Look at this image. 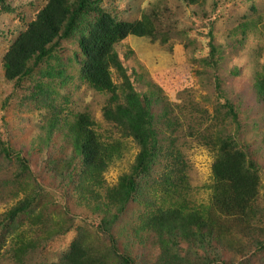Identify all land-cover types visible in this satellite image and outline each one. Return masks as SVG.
Segmentation results:
<instances>
[{"label":"rangeland","instance_id":"1","mask_svg":"<svg viewBox=\"0 0 264 264\" xmlns=\"http://www.w3.org/2000/svg\"><path fill=\"white\" fill-rule=\"evenodd\" d=\"M217 1L214 8L213 0L193 4L101 0L102 7L118 19L148 16L165 32L164 40L162 36L155 40L128 36L124 47H119L123 50H118L129 82L152 96L161 144L173 152L142 180L144 194L126 205L110 231L117 250L128 254L132 264H161V236L148 223L155 209L180 206L206 214L214 183L212 165L220 138L227 135L235 136L238 145L244 144L240 148L257 164L260 183L256 211L248 221L221 218L229 226L225 236L233 246L221 250L220 257L227 264H264V103L255 84L264 76V0ZM45 2L4 0L0 5V264H55L76 239L91 253L120 264L99 222L114 212V207L104 212L105 190L117 187L139 146L103 117L110 93L93 89L79 76L82 54L77 39L62 40L19 84L4 76V54ZM244 20L252 23L242 36L234 28ZM124 50L130 54L122 58ZM111 72L123 101L129 89L125 78L115 66ZM221 93L235 106L238 130L222 107ZM77 113L94 121L102 140L120 145L101 183L88 185L97 193L93 195L80 187L77 177L82 166L66 136ZM53 119L57 127L47 135ZM3 145L9 155L4 154ZM16 153L27 159L26 170ZM168 173L179 182L178 189L169 193L162 183ZM153 186H159L157 192ZM35 193L37 199L27 212L7 216L14 205ZM185 241H180L181 255L199 256ZM216 260L214 264H220L219 257Z\"/></svg>","mask_w":264,"mask_h":264},{"label":"trees","instance_id":"2","mask_svg":"<svg viewBox=\"0 0 264 264\" xmlns=\"http://www.w3.org/2000/svg\"><path fill=\"white\" fill-rule=\"evenodd\" d=\"M3 2L4 0H0V5ZM184 2L193 4L198 0ZM217 2L213 0L214 8ZM156 14L158 16L157 12ZM250 23L252 22L240 21L234 30L244 36ZM161 32L163 31L148 16L135 20L118 19L102 7L101 0H46L3 57L5 78L19 84L57 48L62 40L76 38L82 54L79 76L93 89L110 93L102 108L103 117L125 131L139 146L130 170L120 176L117 187L105 190L104 212L108 213L110 207H114V212L107 217L103 216L99 222V228L108 234L114 255L120 264H132V259L116 248V241L110 233L114 221L130 201L144 194L142 180L149 176L157 162L166 160L173 152L168 153V148L161 144L159 128L161 126L157 121L158 115L152 110V96L137 91L131 81L129 82L127 69L118 56V50H123L119 47H124V39L128 36L147 37L151 40L162 36L164 40L165 32L163 34ZM212 37L211 33L209 40ZM209 42L212 50H215L216 46ZM128 54L130 52L126 50L120 53L122 58ZM111 66L116 67L129 88L123 95V101H120L116 92L117 86L112 78ZM255 84L257 96L264 103V76H259ZM222 96V107L238 130L239 119L235 106L224 94ZM164 111L161 116L165 115ZM167 120L169 119L166 118L165 121ZM56 125L57 121L54 119L49 122L47 135L56 129ZM66 133L74 157L79 158L82 166L77 177L80 187L90 191L92 195L97 194L88 185L101 183L102 173L119 155V143L102 140L94 129V121L84 113H77L74 116ZM242 146L244 144L238 145L233 135L220 138L218 154L212 165L214 183L211 202L205 215L187 211L180 206H170L155 209L153 215L148 218L151 229L161 236V264H214L217 257L220 264H227L220 257V252L228 251L233 243L225 236V233L229 232V226H225L220 220L224 218L233 223L248 221L252 214H255L259 195V168L249 152L240 148ZM2 149L5 155H9L6 146L3 145ZM16 156L26 170L27 159L19 153H16ZM177 156L178 154L175 155ZM167 169L171 170L170 166ZM175 180L170 173L163 178L162 183L167 193L178 189L179 182ZM153 189L157 192L159 186H153ZM83 197L86 198L85 195ZM36 199V193L25 197L9 210L7 216L14 218L27 212ZM181 240H186L187 247L190 248L191 245L194 255L199 256L190 257L189 254L182 256ZM196 248L200 249L201 253L197 254ZM190 258L197 260L191 262ZM107 259L91 253L80 240L76 239L61 260L55 264H114Z\"/></svg>","mask_w":264,"mask_h":264}]
</instances>
